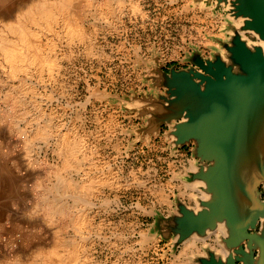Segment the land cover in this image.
Returning a JSON list of instances; mask_svg holds the SVG:
<instances>
[{"label": "rangeland", "instance_id": "obj_1", "mask_svg": "<svg viewBox=\"0 0 264 264\" xmlns=\"http://www.w3.org/2000/svg\"><path fill=\"white\" fill-rule=\"evenodd\" d=\"M120 1L109 19L94 9L87 14L94 55L62 40L54 80L32 78L21 108L14 93L9 104L0 99V264H41L39 252L58 239L77 249L73 264H190L192 246L167 249L150 225L194 161L186 146L174 148L168 126L152 131L139 102L163 92L161 71L185 67L193 51L209 57L226 20L214 2L137 0L142 16ZM37 128L56 139L81 137L78 166L63 164L61 141L23 140ZM89 178L99 185L93 195L81 187ZM184 186L187 198L196 196L189 191L196 184Z\"/></svg>", "mask_w": 264, "mask_h": 264}, {"label": "water", "instance_id": "obj_2", "mask_svg": "<svg viewBox=\"0 0 264 264\" xmlns=\"http://www.w3.org/2000/svg\"><path fill=\"white\" fill-rule=\"evenodd\" d=\"M201 1L223 13L225 39L209 57L193 51L185 67L161 71L163 92L139 103L152 131L168 126L174 148L192 144L181 181L206 197L193 209L176 195V215L156 214L150 230L173 238L172 250L222 230L224 254L205 249L190 264H264V0Z\"/></svg>", "mask_w": 264, "mask_h": 264}, {"label": "bare ground", "instance_id": "obj_3", "mask_svg": "<svg viewBox=\"0 0 264 264\" xmlns=\"http://www.w3.org/2000/svg\"><path fill=\"white\" fill-rule=\"evenodd\" d=\"M100 1L103 0H0V71L6 76L5 79H0L2 89L4 90L0 96L3 104H9V94L14 93L13 103L21 108L23 104V98H21V96L23 92H30L33 90L32 78L36 79L35 81L37 83L35 84H40L45 83L47 79H53L57 75L60 66L62 67L59 62L62 56L60 54V58L57 54L59 52L57 48L58 42L65 40L66 44L71 48L74 45L84 44L87 54H95L97 46L93 38L94 36L89 29L90 27H87L88 24L85 25L87 14L94 9L95 12H98V15H102L103 13L105 18L109 19L114 8L118 11L120 10L119 3L121 2L120 0H104L101 6ZM115 2H117L118 5H114ZM127 2L130 3V12L137 11L142 16L145 14L137 0H129ZM111 18H113V16H111ZM261 45L264 48L263 41H261ZM99 54H101V52ZM53 80L52 82H54ZM100 91L99 93L98 90L97 92L94 91L95 96H103L104 92ZM18 114L20 113L18 112ZM76 137L73 138L71 136L72 139H70L69 137L66 138L61 136V138L56 139L50 135H46L42 128H37L32 135L22 136L23 140L28 142L41 141L43 143H48L52 140L61 141L63 145L60 147V150H62L61 154L64 157L63 164L67 165L71 163L72 160V164L75 163V167L78 166V159L76 156L81 153L82 147L81 137ZM64 143H66V145H64ZM105 179L107 180V178ZM90 182L91 179L90 181H83L81 187L85 188L88 190L89 194L93 195L94 192H96L95 189L98 188L99 185L95 182H93L94 184H90ZM99 184L101 185V183ZM195 184L197 187V182L190 185L193 186ZM196 196L206 197V195L202 194H196ZM78 217L76 221H80L82 218L79 219ZM196 239L197 238H190V240H187L183 245L184 248L187 249L193 246L195 244L194 240ZM56 241L54 246L48 249L49 251L39 252L43 255V259L39 263H75L78 258L75 257L78 256L76 252L77 249L75 248L76 251L74 248L70 250L65 244L66 242L63 243V241L61 242L59 239ZM60 247L61 250H59ZM216 251L224 254V250L220 248V246L216 248ZM39 253H37V256ZM64 255L65 257L63 258ZM71 257H73L71 260L72 262L68 261ZM184 263L186 262H183V264ZM30 264H32V262H30Z\"/></svg>", "mask_w": 264, "mask_h": 264}, {"label": "crops", "instance_id": "obj_4", "mask_svg": "<svg viewBox=\"0 0 264 264\" xmlns=\"http://www.w3.org/2000/svg\"><path fill=\"white\" fill-rule=\"evenodd\" d=\"M220 29H222V28L220 27ZM223 34H224V37L221 36L222 39H224L228 33L226 31H224ZM218 47H219L218 43H216V44L214 43V44L210 45V48H208V53H209L208 55H210V53L213 51V48H218ZM186 148H187L188 154H190V157L193 158L192 151H191L192 144L186 146ZM173 191L176 192V195H177L178 199L182 203H184L186 206L194 209V207H195V201H194L193 198H190V199L187 198L188 195H187L186 192L188 190H186L183 182H181L180 187L179 186L176 187ZM189 191H190V194H192V195H196L197 193L199 194V192L197 190H194V191L189 190ZM199 198H201V197H199ZM173 200L172 201H169V203H165L161 207L162 208V211H160V213L162 214L163 217L167 218L170 215H176V213L174 212V209L175 208H174ZM217 230H215L214 232H212L211 234H209L208 237L203 238V240L202 239H199V240L196 239L197 241L194 240L195 241V245L192 246L191 248H189L190 249L189 250V255H187L188 258L191 257V256L192 257H194V256H197L198 257V256L202 255L203 254V251L205 249H209V250H211V249L213 250L214 249V251H216V248H218L220 246V244H218L219 243V238H220V236L223 235L222 230H220V229H217ZM215 235H216V237H215ZM161 240L163 241V245L166 246L167 249H169V247L172 246V243L174 241L173 238H169L167 240H163L160 237V241ZM185 242L181 246H183L185 244ZM181 259H183V256H181Z\"/></svg>", "mask_w": 264, "mask_h": 264}]
</instances>
